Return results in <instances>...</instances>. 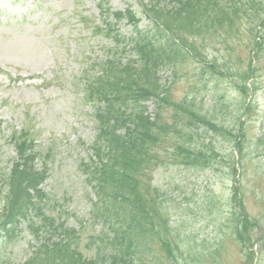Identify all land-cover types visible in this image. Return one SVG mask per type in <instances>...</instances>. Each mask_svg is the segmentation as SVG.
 Masks as SVG:
<instances>
[{
	"label": "rangeland",
	"instance_id": "rangeland-1",
	"mask_svg": "<svg viewBox=\"0 0 264 264\" xmlns=\"http://www.w3.org/2000/svg\"><path fill=\"white\" fill-rule=\"evenodd\" d=\"M146 2L0 0L1 166H9L15 155L9 143L15 130H24L34 138L37 150L42 152L37 164L47 170V179L41 186L51 199L47 210L57 219L65 218L72 227L83 225L81 250L87 255L95 254L85 246L88 237L99 229L94 226L95 230L93 220L89 219L90 185L85 182L97 127L95 99L85 96L83 88L101 73L102 64L110 58L126 62L133 57L129 47L124 51L123 43L117 47L113 35H109L112 28L109 23H117L114 31L121 36L136 35L132 24L126 19L116 22L114 15L131 7L141 16L139 28L153 26L143 13L142 4ZM173 4L162 0L166 8ZM239 21V33L212 27L194 42L200 53L215 58L216 64L237 76L250 71L258 60L255 81L259 86L256 93L250 91L246 97L245 105L251 101L249 108H243L247 113L241 116L238 112L243 94L232 85L235 81L231 77L218 91L215 80L204 87L206 79L202 81L197 76L194 62L184 64L176 78L168 67L160 71L161 81L173 85L170 98L173 103L199 92L198 102L208 108L215 105L213 114L226 128L210 144L220 150L215 159L216 172L186 168L183 162H174L173 141L166 140L159 149L161 158L171 165L157 169L153 182L169 186L173 226L180 223V229L184 230L182 240H175L177 264H264V245L256 242L251 249L236 236L235 220L243 211L254 223L243 235L250 233L255 239L264 235V28L258 26L254 14L242 16ZM221 94L233 102L229 109H220ZM148 105L151 112L153 103ZM163 112L168 122L175 124L173 107L168 106ZM171 135L175 140L177 134L171 131ZM203 139L210 143L206 137H198L196 141ZM234 164L238 168L236 174L231 168ZM90 196L97 200L93 193ZM30 240L33 241L32 234L25 228L16 233L8 247L1 249L0 264H18L27 257ZM251 252L255 259L251 258ZM141 257L145 264L170 262L158 241L152 249L143 251Z\"/></svg>",
	"mask_w": 264,
	"mask_h": 264
},
{
	"label": "trees",
	"instance_id": "trees-1",
	"mask_svg": "<svg viewBox=\"0 0 264 264\" xmlns=\"http://www.w3.org/2000/svg\"><path fill=\"white\" fill-rule=\"evenodd\" d=\"M169 1L174 3L170 8L163 6L162 0L142 4L143 13L153 23L145 30L139 28L141 16L131 7L114 13L116 22L126 19L134 26L136 35L121 36L114 31L117 23H109L112 27L109 35H113L117 47L121 43L125 45L124 51L129 47L133 57L126 62L116 56L117 59L110 58L102 64L101 73L83 88L85 96L95 99L96 105L97 130L90 147L93 159L85 179L90 185L89 219L93 220V227H99L85 246L87 251L94 250V255L81 250L82 224L80 228L72 227L65 218L57 219L47 210L51 199L41 187L47 179V170L37 164L42 152L37 150L34 138L24 130H15L9 136L15 155L7 167L1 166L0 147V251L24 228L33 237L29 254L18 264H145L142 252L152 249L157 241L170 260L159 264H177L175 240H182L184 230L180 229V223L173 226L169 186L153 182L157 169L171 165L161 158L159 149L166 140L173 141L174 162H183L186 168L216 172L215 159L220 150L210 144L226 128L221 122L224 119L219 123L213 114L215 105L208 108L198 102L199 92L173 103L170 99L173 85L161 81L160 71L168 67L176 78L184 64L194 62L197 76L202 81L206 79L204 87L215 80L218 91L231 77L235 82L231 80L230 84L233 82L243 94L238 112L241 116L247 113L243 108H249L251 101L245 105L246 97L250 91L256 93L259 86L255 81L258 60L250 71L237 76L216 64L215 58L200 53L194 41L212 27L239 33V20L253 14L263 29L264 0ZM103 11L108 13L106 8ZM219 98L221 110L232 106L225 94ZM149 102L153 103L151 112ZM168 106L174 109L175 124L164 116L163 109ZM171 131L177 134L175 140ZM198 137H206L210 143L204 139L196 141ZM231 168L236 174L237 166ZM92 193L97 196L96 201L90 196ZM235 224L236 236L246 247L252 249L256 242L264 245V235L260 239L250 233L244 236L248 227L254 226L249 214L243 211ZM251 256L255 259L252 252Z\"/></svg>",
	"mask_w": 264,
	"mask_h": 264
}]
</instances>
